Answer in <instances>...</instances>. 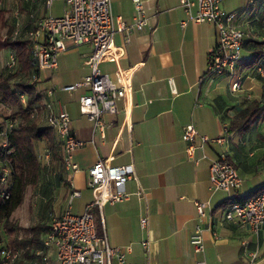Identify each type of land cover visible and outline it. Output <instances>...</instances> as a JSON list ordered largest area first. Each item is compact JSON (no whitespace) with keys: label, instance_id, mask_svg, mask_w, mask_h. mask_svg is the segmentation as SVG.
<instances>
[{"label":"crops","instance_id":"crops-1","mask_svg":"<svg viewBox=\"0 0 264 264\" xmlns=\"http://www.w3.org/2000/svg\"><path fill=\"white\" fill-rule=\"evenodd\" d=\"M44 1L20 0V6L15 8L13 33L18 29L25 34L31 23L30 13L39 17L51 12L55 0L49 9ZM110 1L114 19L131 24L136 16L133 0ZM140 1L146 25L139 32L115 33L114 43L123 47L124 56L118 63L104 60L99 65L101 72L113 81L126 76L131 86L128 94L116 102V112L103 115L102 134L79 112L78 98L87 88L61 90L89 73L83 63L90 52L89 44L72 47L68 43L69 48L57 56L56 68L41 73L38 87L42 89L43 102L51 104L53 111L57 109L56 102L62 103L70 118L71 133L85 144L73 153L76 171L69 172L57 163L55 169L45 173L44 181L35 186L34 225L45 224L49 228L52 219L66 209L73 191L79 192V196L71 200L72 213L84 211L93 198L87 185L88 169L96 161L113 166L130 164L135 178L125 184L128 198L102 208L108 244L124 254L127 264H195L198 255L193 252L190 236L197 226L203 229L201 257L207 264H248V253L252 251L257 253L254 264H264V226L256 235L237 220L224 217L229 197L245 199L264 188V118L247 132H227V118L241 108V100L254 98L264 102V88H260L259 97L254 95L252 85L256 79L243 68L237 71L245 76L242 89L236 94L228 92L225 80L206 75L210 52L217 42L215 26L189 20L180 0ZM249 2L255 4V0ZM61 4L62 15L64 0ZM222 4L225 13H236ZM195 12L193 7L191 13ZM250 12L241 19L242 27L249 25L258 35L260 29L251 25L258 18L257 10L245 23ZM126 35L129 42H125ZM9 50L4 52L6 59ZM48 90H53L52 96L47 95ZM188 125H193L199 135L211 139L225 135L228 141L201 146L197 137L189 156L188 143L182 139ZM47 134L62 163L58 133L48 127ZM40 144L49 158L46 143ZM222 153L242 179L238 190L210 189V164ZM195 201L208 202L204 216L198 215ZM142 217L147 219L145 229L140 226ZM47 232L40 235L42 246ZM143 240L148 242L147 248L142 247ZM44 262L57 264L53 246L45 248L39 258V264ZM113 264L119 263L114 259Z\"/></svg>","mask_w":264,"mask_h":264},{"label":"built area","instance_id":"built-area-1","mask_svg":"<svg viewBox=\"0 0 264 264\" xmlns=\"http://www.w3.org/2000/svg\"><path fill=\"white\" fill-rule=\"evenodd\" d=\"M34 3L36 0H25ZM54 0H45L44 5L49 9ZM223 0H180V6L186 12L188 19L196 23L210 22L217 32V42L210 52L206 75L219 77L226 81L228 92L238 93L243 87V76L237 72L236 66L241 57L242 46L246 39L240 17L237 13H225L221 9ZM252 1V0H251ZM65 10L60 16L47 12L43 16L34 18L32 26L26 31L32 52V64L39 70H52L57 66V56L69 48L89 44L90 52L84 56L83 63L89 73L79 82L61 88L63 91L73 92L87 88L78 98L79 112L92 121L94 129L103 133L102 117L106 113L116 112V102L125 97L131 89L126 76L113 81L108 74L99 69L102 61H118L124 56L122 46L114 43L115 33H126L130 30L141 31L146 25L145 11L140 0H133L136 16L131 24L119 19L115 20L111 12L110 0H64ZM193 7L196 12L191 13ZM33 18V16H31ZM185 23V22H183ZM19 33L16 29L15 35ZM125 42L129 38L125 37ZM16 54L9 50L5 65H15ZM263 75V70L258 69ZM119 73L122 71L119 69ZM39 74L32 75V81L38 79ZM53 90L47 95L52 96ZM24 102V97H22ZM57 109L53 111L51 104H46V124L56 130L63 148V164L67 171H76L77 165L72 156L76 149L85 142L74 137L70 130V118L65 106L56 102ZM12 123L6 124L11 129ZM226 132V131H225ZM5 134V133H3ZM199 137L203 146L209 142L227 143V136L209 138L199 135L193 125L184 128L182 139L188 143L186 152L192 156ZM6 139L3 146H6ZM209 183L213 191L231 192L242 186V179L235 166L228 161L225 154H220L210 164ZM11 169L2 167L0 182L2 186L10 184ZM135 178L132 165L113 166L105 161H96L88 169L87 185L93 193L92 200L85 206L81 214L71 211V200L79 196L73 191L62 215L52 219L50 228L43 240L44 248H55L57 264H113L116 259L119 264H127L124 254L118 248L108 244L102 208L104 204H114L128 198L125 189L128 180ZM2 193V197H6ZM224 212L226 220H237L251 232L258 235L264 226V189L251 197L235 200L229 197ZM197 213L204 216L208 202H194ZM140 226L145 229L147 219L140 218ZM98 229L100 232H98ZM203 229L197 226L190 236L193 252L198 255L195 264H207L203 259L204 239ZM147 248L148 242H141ZM41 251H36L40 255ZM248 264H254L257 253L249 252ZM18 257V251L7 247H0V264H11ZM44 264H48L44 262Z\"/></svg>","mask_w":264,"mask_h":264},{"label":"trees","instance_id":"trees-1","mask_svg":"<svg viewBox=\"0 0 264 264\" xmlns=\"http://www.w3.org/2000/svg\"><path fill=\"white\" fill-rule=\"evenodd\" d=\"M255 3L258 18L253 20L251 25L260 29L259 34L253 33L249 25L248 28L243 27L246 39L236 70H250L252 77L264 85V0H255ZM34 18L38 16L30 13L31 23L28 29L32 26ZM0 23L8 25L3 7H0ZM11 28L6 36L0 37V51L10 48L16 54L13 67L0 66V178L3 166L11 169L9 186H2L0 182V247L18 251V257L11 264H39V258L45 252L40 235L50 227L45 224L29 226L23 229L26 235L22 238L11 237L10 245L4 244L3 236L13 235L16 229H21L13 221L12 214L22 204L27 188L39 184L45 173L55 169L57 163L62 167L64 164L60 162V155L47 134L49 126L44 120L47 109L43 102L42 89L38 87L42 81L41 73L32 64L30 41L26 34L19 32L15 35L12 32L13 26ZM258 69L263 70V75ZM35 73L39 74L38 79L31 82ZM240 106L232 117L227 118V132H247L256 121L264 118L262 101L246 98L241 100ZM8 123H12L11 129L6 128ZM4 139L6 146H3ZM40 142H45L48 147L50 157L46 162L41 161L38 153ZM263 189L257 190L256 193ZM3 192L6 197H2ZM233 198L242 200L236 196ZM37 250L41 251L40 255H36Z\"/></svg>","mask_w":264,"mask_h":264},{"label":"rangeland","instance_id":"rangeland-1","mask_svg":"<svg viewBox=\"0 0 264 264\" xmlns=\"http://www.w3.org/2000/svg\"><path fill=\"white\" fill-rule=\"evenodd\" d=\"M0 2L2 4L1 7H3V9L5 10V18L8 19V25H3V23H0V37H4L7 35L9 28L12 27L13 18L15 17L14 13L16 11L15 8L16 6L17 7L20 6V0H1ZM61 2L62 0H55L52 5L51 12L49 13L52 15L57 14V16L61 15V7H62ZM255 4H251L249 0H224L222 5H223V8L227 10H235V12L240 17V21L243 17L245 18L246 14L249 13L251 10L250 14L245 20V23L247 22L249 23L252 18V17L250 18V16H252L253 11L257 10V6L254 7ZM5 50L6 48L0 51V66L5 65V61H6V54H4ZM48 85H51V82ZM245 86L250 87L251 85L249 86V84L248 85L246 84ZM252 88H253L252 90L255 91L254 95L259 97L260 96L259 90L260 88H264V85L263 84L259 85L258 82L254 81ZM38 153H39V156L42 162H46L49 160V158H46L47 152L45 151L44 147L41 144L38 145ZM41 181H44V180H41ZM36 190L37 189L35 186H29L26 190L22 204L12 214L13 221L20 228L33 226L36 222L34 218V213H37V209L36 210L33 209L34 197H35L34 195H35ZM16 230L17 231H15L13 235L3 236L5 245H10L11 237H14V238L16 237L19 239L26 235V232H24L22 229H16Z\"/></svg>","mask_w":264,"mask_h":264}]
</instances>
